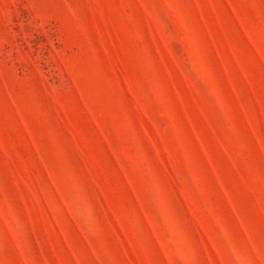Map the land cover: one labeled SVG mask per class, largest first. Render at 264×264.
<instances>
[{
    "label": "rangeland",
    "instance_id": "374dc122",
    "mask_svg": "<svg viewBox=\"0 0 264 264\" xmlns=\"http://www.w3.org/2000/svg\"><path fill=\"white\" fill-rule=\"evenodd\" d=\"M0 264H264V0H0Z\"/></svg>",
    "mask_w": 264,
    "mask_h": 264
}]
</instances>
